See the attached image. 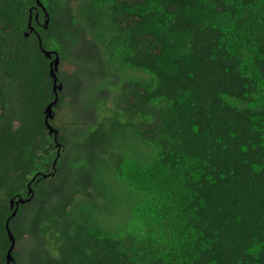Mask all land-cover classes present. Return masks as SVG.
I'll list each match as a JSON object with an SVG mask.
<instances>
[{
  "label": "trees",
  "instance_id": "16d2710c",
  "mask_svg": "<svg viewBox=\"0 0 264 264\" xmlns=\"http://www.w3.org/2000/svg\"><path fill=\"white\" fill-rule=\"evenodd\" d=\"M42 1L0 0V264L28 182L15 264H264V0Z\"/></svg>",
  "mask_w": 264,
  "mask_h": 264
},
{
  "label": "water",
  "instance_id": "95a60500",
  "mask_svg": "<svg viewBox=\"0 0 264 264\" xmlns=\"http://www.w3.org/2000/svg\"><path fill=\"white\" fill-rule=\"evenodd\" d=\"M36 1L39 4L41 3L40 0H36ZM42 9L44 10V15H45L44 22L47 23L49 20V13L46 11L45 7H42ZM28 25H29V21H28ZM27 33L28 32L26 31L25 34H27ZM42 51L44 52V54L47 57H51L52 53L54 54L53 57L49 61V75L51 76V79H52V91L54 93V97L52 100H50L45 105L43 119H44L45 125L48 127V132L49 133L53 132V138H54L55 144L59 145V142L57 141L58 129L56 127H54L48 121L50 118H52L53 113H54L53 105L56 103V101L58 99V90H61V88H62V83L57 81V75H56V69H57V66L59 63V56H58V53L56 52V50L42 48ZM57 152H59V151H57ZM56 159L57 158L55 157L53 160V167L55 166ZM47 174L45 173L43 175H47ZM34 177H35V174L33 175V177L31 179H33ZM28 192H29V195L26 197L19 196L16 199L13 197L9 198V206L12 208L13 204H15V205H14L13 210L10 212L9 216L5 219V223H4L5 229L7 232V236H8V239L10 241V244L7 247V250L5 253L6 264H9V263L15 264L14 257L12 254V250H13L14 244H15V238H14L12 230L9 226V219L15 215L17 208H18V204L20 202H24V201L29 200L30 197L32 196L33 191H32V187H30V185H29V182H28Z\"/></svg>",
  "mask_w": 264,
  "mask_h": 264
},
{
  "label": "flooded vegetation",
  "instance_id": "af4514ba",
  "mask_svg": "<svg viewBox=\"0 0 264 264\" xmlns=\"http://www.w3.org/2000/svg\"><path fill=\"white\" fill-rule=\"evenodd\" d=\"M35 1V3L34 4H32L31 6H30V8H29V25H28V31H32V32H34L36 35H39V33H38V29H40L41 27H46L47 26V24H48V22L47 23H45L44 22V18H45V15H44V10L42 9V7H45V9H46V11L48 12V10H47V8H46V5H45V3L42 1V0H40V4L36 1V0H34ZM31 11L34 13V19H35V21H36V24L35 25H33L32 23H31V21H32V13H31ZM52 50H54V49H52ZM53 53L51 54V57H48V59H49V61H50V59L53 57ZM48 61V62H49ZM61 83H62V85H63V82L62 81H60ZM43 114H44V108H43ZM54 115H55V111H54V113H53V116H52V118H51V120L53 119V117H54ZM44 117V116H43ZM55 124L53 123V126H54ZM53 168V167H52ZM50 170L48 169L47 171H44V172H42L41 170H38V169H36V170H34V172L32 173V175H31V178L33 177V175L35 174V177L33 178V179H37L38 177H37V175H39V174H41V173H43V174H47L48 172H49ZM46 176V175H45ZM30 187H31V185H30ZM9 264H11V263H9Z\"/></svg>",
  "mask_w": 264,
  "mask_h": 264
},
{
  "label": "rangeland",
  "instance_id": "374dc122",
  "mask_svg": "<svg viewBox=\"0 0 264 264\" xmlns=\"http://www.w3.org/2000/svg\"><path fill=\"white\" fill-rule=\"evenodd\" d=\"M62 67L63 68H67L68 70L72 67L71 66V64L70 63H68V62H64L63 64H62ZM66 108V107H65ZM60 111H62V109H58V112H60ZM55 112H56V110H55ZM65 115H67V114H65ZM52 122L53 123H55V124H62V121L58 118V116H57V112L55 113V116L53 117V119H52ZM99 201H101V198L99 197V199H98ZM32 243H31V240L29 239V238H23L22 240H21V257H20V264H26L27 263V261H28V263H29V261L32 259L34 262H38L39 261V258H37V257H32V258H29L28 257V259H27V253H26V251L30 248V245H31ZM19 246V245H18ZM16 249H18V247H17V245H16ZM22 260V261H21Z\"/></svg>",
  "mask_w": 264,
  "mask_h": 264
}]
</instances>
